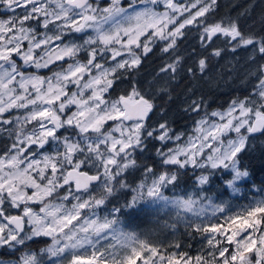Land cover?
I'll return each mask as SVG.
<instances>
[{
  "label": "snow or ice",
  "instance_id": "6c2138e0",
  "mask_svg": "<svg viewBox=\"0 0 264 264\" xmlns=\"http://www.w3.org/2000/svg\"><path fill=\"white\" fill-rule=\"evenodd\" d=\"M216 5L217 0H129L126 7L122 0H0V139L9 141L0 148V250L15 257L0 264H63L66 259L67 264H264V196L225 218L230 227L189 225L206 241L194 258L179 251L164 255L126 231L118 216L100 218L94 211L129 189L133 195L125 208L148 201L175 210L177 217L203 216L207 209L201 201H207L215 216L226 211L225 205L213 203L203 186L220 173L223 186L235 193L250 177L241 156L249 140L264 136V33H246L238 17L210 19ZM190 28L205 51L216 38L228 46L212 48L196 61L201 74L211 57L250 49L249 76L255 83L224 110L209 113L202 97L188 102L183 111L199 119L196 134L182 144L184 133L174 134L163 118L165 109L160 121H148L158 107L156 98L168 94L166 85L183 66L187 54L179 41ZM158 42L167 59L152 80L141 83L139 68ZM66 60L71 62L64 66ZM42 69L50 74H39ZM187 72L195 74L192 67ZM160 78L163 84L157 83ZM123 80L127 89L111 98ZM19 109L25 115L13 118L12 110ZM150 143L159 144L156 159L138 162ZM141 169L143 179L133 186L126 177ZM182 174L200 187L197 198L165 195L177 188ZM95 185L99 195L90 194ZM70 198L75 202L67 207L64 201ZM42 238L51 242L30 247ZM88 248L87 257L77 254Z\"/></svg>",
  "mask_w": 264,
  "mask_h": 264
},
{
  "label": "rangeland",
  "instance_id": "374dc122",
  "mask_svg": "<svg viewBox=\"0 0 264 264\" xmlns=\"http://www.w3.org/2000/svg\"><path fill=\"white\" fill-rule=\"evenodd\" d=\"M254 0L250 1L249 3H253ZM129 2V0H122L123 5L126 7L127 3ZM181 3L184 2V0H180ZM103 6V4L101 5ZM157 10H162V8H159ZM4 16V12L2 10H0V17ZM260 16H264V12L259 15V18L257 19L258 24L260 25L259 22H261L262 18ZM54 28V26H53ZM252 28L251 26L245 28V32ZM254 29L256 30V26L254 27ZM262 29V28H259ZM39 31H44V29L40 28L38 29ZM254 30V31H255ZM249 32V31H247ZM77 36H79L80 34H76ZM223 39L222 38H216L214 39V41L211 44V47L207 49V51L203 50L200 48L199 46V37L196 34V29L193 31H189L187 32V35L185 37L184 42L186 43V47L185 49H183V53L187 54L186 55V59L184 60L183 66L181 67L182 70L187 71V68L192 67L194 69V78H197L198 80H202L205 76L207 78H209L210 81H212V83L217 82V78L219 77V75L221 74V71H225V70H233L236 67L240 69V78L241 82L244 83L246 82L248 87H250V91L252 88V85L255 83V81L249 76V72L251 71V69L254 67V65H252L250 63V61L248 60V56H249V52L251 51L250 49L248 51H245L244 49H237V51L235 53H232L230 51H225L222 53V55L220 57H211L208 60V66L210 67L209 69H206V74L205 72L203 74L200 73L198 65L196 64V61H198L199 58H201L202 56H207L208 52H210L212 50V48H227L228 46L226 44H223ZM223 44V45H222ZM193 49H195V55H191ZM185 50V52H184ZM110 55V54H109ZM80 59H84V56L81 55L79 57ZM17 59V62L19 63V59ZM71 61H65L64 62V66H66L67 63H70ZM244 63H246V65H244ZM59 67V65H58ZM26 70L28 72L34 71V69H32L31 67H27ZM53 71L56 69H52ZM182 73V71L180 70L178 72V75L180 76ZM39 74L47 76L49 75V70H40ZM221 78V77H220ZM207 81V80H206ZM200 82V81H199ZM121 86L125 89L127 87V82L126 80H123ZM176 86L173 84L171 89H176L179 90L181 89V93L178 95L180 98V106L182 109H184V107L187 104V100L191 101L192 99H197V95H191V91L192 89H194L193 87L189 86V90L188 87L185 86V81L183 80L182 82L179 81V77L175 80ZM71 90V88H70ZM191 90V91H190ZM249 91V92H250ZM248 95V94H247ZM118 96V93H116V90L113 89L111 92V98H116ZM172 96H175L173 94L169 95L170 98ZM246 96V95H245ZM187 97V100L185 99ZM244 97V96H243ZM242 97V98H243ZM241 98V99H242ZM163 101V100H162ZM166 101H168L166 99ZM177 97L175 98L174 102H177ZM230 102V101H229ZM228 102V103H229ZM228 103L224 105V107H217V108H210L207 109V111L210 113L213 110H224L227 108ZM172 107V108H171ZM170 109H167V116L169 115L172 116L173 113L176 112V110H178L180 107L179 105L171 106ZM74 106H73V109ZM160 108L156 110V112L154 113V117L152 118V120H158L161 118L160 116ZM25 115V110L23 109H19V110H12L11 112V116L14 118L16 116H23ZM201 115H203V112H201ZM174 116V115H173ZM5 118H8L7 114L5 115ZM173 119H177V118H173ZM199 119V116L195 117L194 121ZM194 121L190 124L187 125V130L183 131V132H176L174 134H178V133H184V136L182 137L181 143L183 144L189 135H195L196 133L194 132V128H195V124ZM109 126H111V124H109ZM29 130L31 128V126H28ZM63 134V133H61ZM234 133L230 134V138L234 137ZM255 139V138H253ZM253 139L249 140L248 143H250ZM5 143H9V141L6 140V138L4 139H0V148L3 147V145ZM169 147H172V144L168 145ZM48 150L50 151V147L48 148ZM159 171V169H157ZM137 172V171H136ZM135 172V173H136ZM141 175L139 177H135L134 179L131 178L132 180V185L135 186V184L139 183L142 179V170L141 172H139ZM196 174L199 175L200 172L199 170L196 171ZM151 178H149L150 181ZM244 181H241L237 184V187L240 189L238 192L233 193L231 191V189H228L226 194H206L207 196L212 197V202L215 204H221L223 203L225 205L226 211L223 214L220 213H216L215 216L212 215V209L211 208H207V201H201V203L206 207V212L203 216H194L191 213H182V215L180 217H177L175 210H169L168 208H163L157 205H154L148 201H144L141 202L140 204H138L137 206L140 205H148L147 208L154 212H157L158 214H162V216L160 217H164L163 221L161 224L158 225H154L153 227H149V228H143L142 230H139V232L137 230L133 229V225L131 222L126 221L125 218L127 217V213L131 210L129 208H125L123 207L124 204H122V206H119V208H121V211L119 213H113V209L118 207L117 203H115L114 201L118 200L116 195L117 192L108 198V200L106 201V203L102 206H100V208L95 209V213L97 216H99L100 218H103L105 215L109 216V218H111V216L114 214L116 216H118L119 220L121 221V226L128 232H132L135 233L140 240H146L148 241L150 244L157 246L160 250H161V246H165L166 250L161 251L162 254L164 255H171L174 252H177L181 250V248L183 247L180 246V248L177 250L174 245L178 244L177 243V235L180 232L181 229H190L192 230L189 225L191 224H199V223H205V224H211V223H217V224H222L225 227H230V225L224 224L225 218L235 215L238 211L241 210V208L244 205L249 204V202L251 200H253L254 198H260L261 196H264V190H259L256 187L253 186H245L243 184ZM182 185V184H181ZM199 187V186H198ZM200 188V187H199ZM125 190V189H124ZM129 190V189H128ZM66 191V189H65ZM130 191V190H129ZM191 193L193 198H197L200 194L201 191H196L195 189H193L192 191H188L187 193L179 191L177 188L176 189H172V188H168L165 190V195L169 196V197H173V196H185L187 197V195ZM64 192H60L59 195H63ZM90 194H96L99 195L100 194V186L96 185ZM133 195V193L130 191V194L128 195V200L131 199V196ZM114 197H116V200H113ZM85 198H87L85 196ZM127 200V201H128ZM53 202L55 203H59L60 201L58 199H53ZM75 201L72 200L70 198L69 201H64L65 205L67 207H71V203H74ZM136 206V207H137ZM39 206H36V210L38 211ZM11 214H16L14 211ZM89 213L87 211H85L84 215H88ZM155 220L152 219L151 222H154ZM174 225V227H173ZM158 236V239L155 240V237ZM50 238H42L39 243L36 244H31L30 247L32 248H39V247H43L45 244L50 243ZM109 243H111L112 241L109 240ZM204 244H206V241H203ZM101 244H104V241H101ZM180 245V243H179ZM5 251V250H4ZM5 255L4 256H0V260H4V261H10L13 260L15 257L10 255L7 251L4 252ZM184 253V252H181ZM79 255L83 256V257H87L88 255L91 254V248H88L87 251L84 250H78ZM197 254H199V252L194 253L193 255H189L191 257H195ZM17 255H19V253H17ZM63 264H67V259L63 262ZM166 264V262H165Z\"/></svg>",
  "mask_w": 264,
  "mask_h": 264
},
{
  "label": "trees",
  "instance_id": "16d2710c",
  "mask_svg": "<svg viewBox=\"0 0 264 264\" xmlns=\"http://www.w3.org/2000/svg\"><path fill=\"white\" fill-rule=\"evenodd\" d=\"M250 1L252 0H217L216 8L211 13L210 19H220L221 17H238L241 29L243 31H245V28L251 26L252 28L248 29L249 32L260 34V32L264 30V16H260L262 18L261 22H259L260 25L258 24L257 26L256 22H258L257 19L259 18V15L264 12V0H254L253 3H249ZM241 13L244 14L239 15ZM255 26L256 30L254 29ZM193 30H195V28H190L187 32ZM223 44H225L224 41ZM155 60V63H153L152 58L149 57L148 59H145V61L143 62V66L139 68L138 79L141 81V83L152 80L159 67L162 66V62L158 63L157 59ZM244 65H246V63H244ZM209 68L210 67L208 66L207 69ZM240 69L241 67H236L233 70H222L221 74L217 78L218 81L215 83H212V81H210L206 76L202 80H198L185 70L182 79L185 81V86L188 87V90L189 86H194V89H192L191 91V95L196 94L198 98L202 97L207 102V109L224 107V105L231 101L233 98H242L250 91V87H248L247 83L241 82L242 78H240ZM157 83L163 84V78H160ZM173 84L174 82H171L170 87H172ZM176 84L177 83H175L174 85L176 86ZM117 86L118 85H116L114 89H116ZM172 94L175 96L165 98L166 95H160L156 98V100L164 101V99H167L170 103V107L179 105L180 108L176 110V112L173 113L170 117L169 115L167 116L166 110V115L163 118L169 120L170 127L174 130V133L180 131L183 132L187 130V125L192 123L197 115L184 112L180 106V98L178 94ZM176 97L178 101L174 102ZM185 99L187 100V97ZM188 102L190 101L187 100V103ZM152 118L148 121L149 125H153L154 123L162 119L161 117L160 119L153 121ZM155 147H159V144L153 145L152 143H150L148 146V151L145 152L142 157H138V162L147 164L153 163V161L156 159ZM241 164L242 166L247 167L250 172V177L246 178L243 184L245 186L255 185V187L259 190H264V136L258 134L255 136V139L248 143L247 151H245L241 156ZM141 170L137 171L136 173H129L126 179H128L130 184H132L131 178L134 179L135 177H139L141 175L139 173L141 172ZM191 175L192 170L189 169L188 176ZM220 175V173H217L216 176L211 179V182L208 185L203 186L204 193L217 195H223L227 193L228 188L223 186L222 181L219 179ZM177 189L185 193H187L188 191H192L193 189H195L197 192L201 191L198 186L192 185L183 174L181 175V182L177 186ZM129 194L130 191L128 189L119 190L116 195L118 200H116V197H114L113 200H116L114 202L117 203L118 207L122 206V204H125L128 200ZM147 206L140 205L132 208L127 213V217L125 218L126 221L132 223L133 229L137 230L138 232L143 228H149L153 227L154 225L161 224L165 217H160L162 216V214H158L157 212L153 213L147 208ZM152 219H154L155 221L151 222ZM157 239L158 236L155 237V240ZM177 243H180V246H182L183 244L180 252L187 253L188 255H193L196 252L200 253V249L205 245L203 243V240L201 239L200 234L195 233L190 229L180 230L177 235ZM164 250H166V247L161 246V251Z\"/></svg>",
  "mask_w": 264,
  "mask_h": 264
},
{
  "label": "flooded vegetation",
  "instance_id": "af4514ba",
  "mask_svg": "<svg viewBox=\"0 0 264 264\" xmlns=\"http://www.w3.org/2000/svg\"><path fill=\"white\" fill-rule=\"evenodd\" d=\"M124 1V0H123ZM247 31H249V30H247ZM262 33H264V30L263 31H261L260 32V34H262ZM187 35V34H186ZM184 40H185V38H183V39H181L180 41H179V46H180V50H181V52L183 51V49H185V47H186V43L184 42ZM158 44H159V42H158ZM160 47H163V44H159V46L158 47H155L154 48V50H153V52L151 53V54H149L147 57H145L144 59H143V61H142V64H141V66H143V62L145 61V59H148L149 57L150 58H152V61H153V63H155V59H157V62L158 63H163V61L165 60V59H167V57H163V56H161L160 55ZM184 52H185V50H184ZM183 53V52H182ZM140 66V67H141ZM181 70V69H180ZM183 73H184V70H182V74L179 76L178 74H177V77L179 76V81L180 82H182L183 81V79H182V76H183ZM127 81V80H126ZM121 84L122 83H117V88L115 89L116 90V93H118V95H120L121 94V92L122 91H125L126 90V88L124 89L122 86H121ZM174 84H175V81H174ZM167 88H168V94L166 95L167 97H169V95H171L172 93H174V94H180L181 92V89H179L178 91L176 90V89H171V87H170V83H168L167 84ZM165 96V98H167ZM156 104L158 105V107L155 109V111L151 114V118H152V116H153V114L156 112V110L157 109H161V108H163V109H165V110H167V109H169L170 108V103H169V101H166V99H164V101H157L156 100ZM166 107V108H165ZM96 186V185H95ZM95 186H93L92 187V189L95 187ZM5 251L4 250H0V256H4L5 255V253H4Z\"/></svg>",
  "mask_w": 264,
  "mask_h": 264
},
{
  "label": "bare ground",
  "instance_id": "6f19581e",
  "mask_svg": "<svg viewBox=\"0 0 264 264\" xmlns=\"http://www.w3.org/2000/svg\"><path fill=\"white\" fill-rule=\"evenodd\" d=\"M166 108V107H165ZM179 118V117H178Z\"/></svg>",
  "mask_w": 264,
  "mask_h": 264
},
{
  "label": "water",
  "instance_id": "95a60500",
  "mask_svg": "<svg viewBox=\"0 0 264 264\" xmlns=\"http://www.w3.org/2000/svg\"><path fill=\"white\" fill-rule=\"evenodd\" d=\"M258 135V134H257Z\"/></svg>",
  "mask_w": 264,
  "mask_h": 264
}]
</instances>
